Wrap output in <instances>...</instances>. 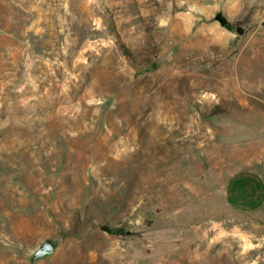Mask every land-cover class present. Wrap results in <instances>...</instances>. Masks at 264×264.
<instances>
[{"label": "rangeland", "instance_id": "obj_1", "mask_svg": "<svg viewBox=\"0 0 264 264\" xmlns=\"http://www.w3.org/2000/svg\"><path fill=\"white\" fill-rule=\"evenodd\" d=\"M244 72L264 0H0V264H264V207L224 195L264 177Z\"/></svg>", "mask_w": 264, "mask_h": 264}, {"label": "crops", "instance_id": "obj_2", "mask_svg": "<svg viewBox=\"0 0 264 264\" xmlns=\"http://www.w3.org/2000/svg\"><path fill=\"white\" fill-rule=\"evenodd\" d=\"M224 195L227 204L237 212H259L264 207V177L253 171L244 173L227 184Z\"/></svg>", "mask_w": 264, "mask_h": 264}, {"label": "bare ground", "instance_id": "obj_3", "mask_svg": "<svg viewBox=\"0 0 264 264\" xmlns=\"http://www.w3.org/2000/svg\"><path fill=\"white\" fill-rule=\"evenodd\" d=\"M247 66H245L246 68ZM255 69V68H254ZM242 70V69H241ZM240 70V71H241ZM250 71V70H248ZM247 71V72H248ZM254 72V71H253ZM257 72V71H256ZM243 73V71H242ZM252 73V72H251ZM239 74V73H238ZM245 74V72H244ZM252 74L249 75H241L240 77H238L234 82H232V86H231V90L227 92L226 95L230 96V98L232 99H237L239 102V106H252L253 103L248 102L249 99L251 100H255L254 98H251V94L253 96H259L260 95V90L258 89V84L259 85H264V80H257V82H252L253 80H256L255 78L251 77ZM262 75V73H261ZM237 76V75H236ZM254 76V75H252ZM258 79V78H257ZM227 84V83H226ZM225 86V85H224ZM234 86V87H233ZM227 87V86H226ZM238 87H241L242 89L244 88H249L250 91H244L245 93H239L238 92ZM261 89V88H260ZM225 95V94H224ZM228 99V98H227ZM264 101V100H262ZM228 102V101H227Z\"/></svg>", "mask_w": 264, "mask_h": 264}, {"label": "water", "instance_id": "obj_4", "mask_svg": "<svg viewBox=\"0 0 264 264\" xmlns=\"http://www.w3.org/2000/svg\"><path fill=\"white\" fill-rule=\"evenodd\" d=\"M55 247L49 240H44L40 246L32 253L30 262H35L53 255Z\"/></svg>", "mask_w": 264, "mask_h": 264}, {"label": "trees", "instance_id": "obj_5", "mask_svg": "<svg viewBox=\"0 0 264 264\" xmlns=\"http://www.w3.org/2000/svg\"><path fill=\"white\" fill-rule=\"evenodd\" d=\"M104 231H106L107 233L109 234H114V235H118V234H121V233H124V230L122 229H110V228H107V227H103L102 228Z\"/></svg>", "mask_w": 264, "mask_h": 264}]
</instances>
